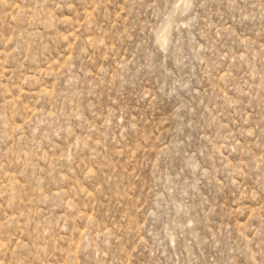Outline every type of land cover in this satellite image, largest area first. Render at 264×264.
<instances>
[{
    "label": "rangeland",
    "instance_id": "1",
    "mask_svg": "<svg viewBox=\"0 0 264 264\" xmlns=\"http://www.w3.org/2000/svg\"><path fill=\"white\" fill-rule=\"evenodd\" d=\"M0 264H264V0H0Z\"/></svg>",
    "mask_w": 264,
    "mask_h": 264
}]
</instances>
